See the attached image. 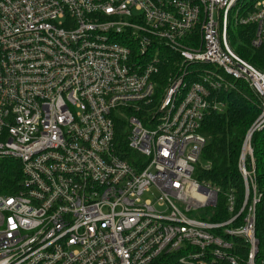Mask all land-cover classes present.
<instances>
[{
    "label": "built area",
    "instance_id": "built-area-1",
    "mask_svg": "<svg viewBox=\"0 0 264 264\" xmlns=\"http://www.w3.org/2000/svg\"><path fill=\"white\" fill-rule=\"evenodd\" d=\"M239 2L0 0V161L22 167L18 188L0 192V264H264L251 146L264 71L230 36L255 24L264 45V0L245 14ZM237 81L261 112L239 159L243 196L224 192L228 217L214 221L222 188L195 177L200 128ZM118 118L142 159L118 155Z\"/></svg>",
    "mask_w": 264,
    "mask_h": 264
},
{
    "label": "trees",
    "instance_id": "trees-1",
    "mask_svg": "<svg viewBox=\"0 0 264 264\" xmlns=\"http://www.w3.org/2000/svg\"><path fill=\"white\" fill-rule=\"evenodd\" d=\"M256 1L241 0L237 5L240 7L241 14L252 11ZM233 27L237 34H234ZM256 29L255 24L232 25L230 27L231 43L243 58L264 71V45L255 47L252 44ZM171 71H176V65L174 66L172 62L163 68L154 102L143 109L141 113H137L140 117L149 115L156 108ZM218 97L226 103V111L221 114L213 112L205 116L200 132L207 137V142L202 150L201 160L197 164L195 173L198 180L208 181L222 188V192L218 195L216 214L212 219L214 221H222L228 217L224 192L235 188L239 198L241 199L243 196L244 181L239 168V159L246 133L261 112L259 96L243 81L235 82L234 88L221 91ZM128 134L127 120L118 118L115 137L116 151L123 159L133 163L136 159H142L143 156L129 146ZM251 146L257 189L262 194L256 212L257 236L261 240L264 233V129L254 132ZM246 167L252 169L250 156L246 159ZM21 179L22 167L18 161H0V192H14ZM240 243L242 242L240 241ZM245 252L246 249L243 254Z\"/></svg>",
    "mask_w": 264,
    "mask_h": 264
},
{
    "label": "rangeland",
    "instance_id": "rangeland-1",
    "mask_svg": "<svg viewBox=\"0 0 264 264\" xmlns=\"http://www.w3.org/2000/svg\"><path fill=\"white\" fill-rule=\"evenodd\" d=\"M234 34H237L236 30H235V27L232 28ZM205 209H201V211H204Z\"/></svg>",
    "mask_w": 264,
    "mask_h": 264
}]
</instances>
